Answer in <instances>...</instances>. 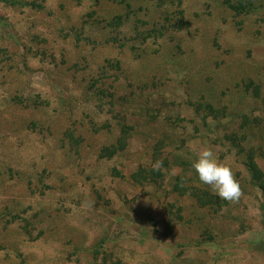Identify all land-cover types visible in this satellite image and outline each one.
<instances>
[{"label": "rangeland", "instance_id": "obj_1", "mask_svg": "<svg viewBox=\"0 0 264 264\" xmlns=\"http://www.w3.org/2000/svg\"><path fill=\"white\" fill-rule=\"evenodd\" d=\"M0 264H264V0H0Z\"/></svg>", "mask_w": 264, "mask_h": 264}, {"label": "clouds", "instance_id": "obj_2", "mask_svg": "<svg viewBox=\"0 0 264 264\" xmlns=\"http://www.w3.org/2000/svg\"><path fill=\"white\" fill-rule=\"evenodd\" d=\"M162 161L152 165L153 171H160ZM192 167L198 174L199 181L210 186L213 194L230 203H238L243 196L239 181L236 179L231 167L220 162L211 148L202 149L193 162Z\"/></svg>", "mask_w": 264, "mask_h": 264}, {"label": "trees", "instance_id": "obj_3", "mask_svg": "<svg viewBox=\"0 0 264 264\" xmlns=\"http://www.w3.org/2000/svg\"><path fill=\"white\" fill-rule=\"evenodd\" d=\"M115 1L118 4L123 5L124 3H126L127 0H115ZM241 3H243V2H241ZM241 8L244 9L243 6H241ZM116 19H117V21H119L121 23L122 17H118ZM191 189L194 191V193H196V195H199L197 192H195L196 189H194V188H191ZM200 191H201L200 192L201 198H203L202 196H205L208 199L209 203H214L215 201H217V199H218L217 196L213 195L211 192L205 193V190H200Z\"/></svg>", "mask_w": 264, "mask_h": 264}]
</instances>
